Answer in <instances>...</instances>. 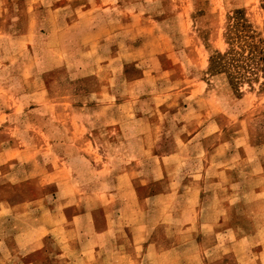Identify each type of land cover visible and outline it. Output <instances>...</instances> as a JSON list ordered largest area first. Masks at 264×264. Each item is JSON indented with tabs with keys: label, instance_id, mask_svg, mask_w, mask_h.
Here are the masks:
<instances>
[{
	"label": "rangeland",
	"instance_id": "rangeland-1",
	"mask_svg": "<svg viewBox=\"0 0 264 264\" xmlns=\"http://www.w3.org/2000/svg\"><path fill=\"white\" fill-rule=\"evenodd\" d=\"M0 264H264V0H0Z\"/></svg>",
	"mask_w": 264,
	"mask_h": 264
},
{
	"label": "trees",
	"instance_id": "trees-1",
	"mask_svg": "<svg viewBox=\"0 0 264 264\" xmlns=\"http://www.w3.org/2000/svg\"><path fill=\"white\" fill-rule=\"evenodd\" d=\"M222 56H223L222 54H218V55L216 56L217 58H215V57H213V56L210 57V63L213 64V62H214L216 59H221ZM232 60H233V58H232ZM214 63H215V62H214ZM232 63L236 64L234 61H233ZM217 69H218V70H216V71H219V70H220V68H217Z\"/></svg>",
	"mask_w": 264,
	"mask_h": 264
}]
</instances>
